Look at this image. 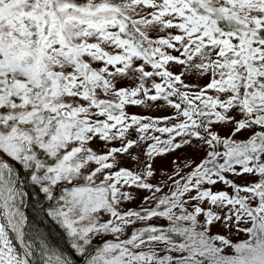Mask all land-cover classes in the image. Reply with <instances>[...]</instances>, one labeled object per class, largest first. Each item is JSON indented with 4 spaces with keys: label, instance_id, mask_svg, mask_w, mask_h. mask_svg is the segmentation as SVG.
Listing matches in <instances>:
<instances>
[{
    "label": "rangeland",
    "instance_id": "obj_1",
    "mask_svg": "<svg viewBox=\"0 0 264 264\" xmlns=\"http://www.w3.org/2000/svg\"><path fill=\"white\" fill-rule=\"evenodd\" d=\"M263 30L264 0H0V202L26 262L75 264L33 249L36 187L76 264H264Z\"/></svg>",
    "mask_w": 264,
    "mask_h": 264
},
{
    "label": "trees",
    "instance_id": "obj_2",
    "mask_svg": "<svg viewBox=\"0 0 264 264\" xmlns=\"http://www.w3.org/2000/svg\"><path fill=\"white\" fill-rule=\"evenodd\" d=\"M261 38L264 40V33L262 34ZM24 180L29 181V177L26 176ZM29 189L31 190V196L26 209L28 217L26 229L33 243V249L36 247L40 248L42 245L43 249L55 251L56 254L62 256L67 260V262L76 264V255L69 244L66 233L47 215V211L44 206L41 208L39 207L42 202L36 187H29ZM259 221L262 222V216H259ZM252 230L254 237L264 240V235L263 237L260 236L261 230L259 228ZM256 233L259 236L256 235ZM43 249L42 251H44ZM34 254L36 257L38 256V252L36 250L34 251Z\"/></svg>",
    "mask_w": 264,
    "mask_h": 264
},
{
    "label": "bare ground",
    "instance_id": "obj_3",
    "mask_svg": "<svg viewBox=\"0 0 264 264\" xmlns=\"http://www.w3.org/2000/svg\"><path fill=\"white\" fill-rule=\"evenodd\" d=\"M25 257L26 251L0 202V264H29Z\"/></svg>",
    "mask_w": 264,
    "mask_h": 264
}]
</instances>
